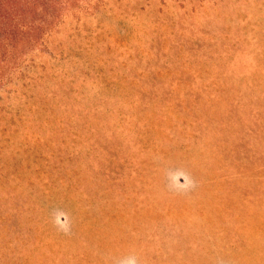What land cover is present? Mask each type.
Segmentation results:
<instances>
[{
	"label": "rangeland",
	"instance_id": "obj_1",
	"mask_svg": "<svg viewBox=\"0 0 264 264\" xmlns=\"http://www.w3.org/2000/svg\"><path fill=\"white\" fill-rule=\"evenodd\" d=\"M150 1L0 98V264H264V0Z\"/></svg>",
	"mask_w": 264,
	"mask_h": 264
},
{
	"label": "trees",
	"instance_id": "obj_2",
	"mask_svg": "<svg viewBox=\"0 0 264 264\" xmlns=\"http://www.w3.org/2000/svg\"><path fill=\"white\" fill-rule=\"evenodd\" d=\"M133 2L136 4L137 0H0V98L19 90L20 84L29 86L36 81L43 83L44 80L52 83L49 62L56 61L63 49L69 47L76 49V46L82 44L89 19L104 13L120 14L132 20L145 16L144 6L139 4V9L130 8ZM158 2L162 9L158 16H162L168 6H174L178 13L184 14L182 17L184 19L189 14L187 11L192 4L196 3L198 9L202 10L212 3H222L218 0H158ZM149 21L158 23L155 19ZM180 25V28L184 27L183 30H191L188 25ZM169 29L171 30L168 31L173 34L167 38L168 44L172 48H177V36L174 34H178L179 25L177 24V28L172 25ZM152 47L154 50L155 46ZM39 83L35 85L40 87ZM67 85L72 87L69 83ZM51 87L54 92L50 94L56 100H60L63 96L61 92L65 89L55 83H52ZM53 107L52 110L57 112L60 104L57 103Z\"/></svg>",
	"mask_w": 264,
	"mask_h": 264
}]
</instances>
